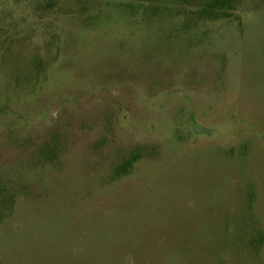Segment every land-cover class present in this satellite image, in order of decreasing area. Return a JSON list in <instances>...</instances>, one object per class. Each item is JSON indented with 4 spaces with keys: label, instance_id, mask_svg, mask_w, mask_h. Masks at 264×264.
I'll list each match as a JSON object with an SVG mask.
<instances>
[{
    "label": "rangeland",
    "instance_id": "1",
    "mask_svg": "<svg viewBox=\"0 0 264 264\" xmlns=\"http://www.w3.org/2000/svg\"><path fill=\"white\" fill-rule=\"evenodd\" d=\"M213 3L0 0V264H264V0Z\"/></svg>",
    "mask_w": 264,
    "mask_h": 264
},
{
    "label": "trees",
    "instance_id": "2",
    "mask_svg": "<svg viewBox=\"0 0 264 264\" xmlns=\"http://www.w3.org/2000/svg\"><path fill=\"white\" fill-rule=\"evenodd\" d=\"M230 0H214V3L211 5L212 6V9L215 7V8H218L219 10H221V15L223 17H228L230 16Z\"/></svg>",
    "mask_w": 264,
    "mask_h": 264
},
{
    "label": "flooded vegetation",
    "instance_id": "3",
    "mask_svg": "<svg viewBox=\"0 0 264 264\" xmlns=\"http://www.w3.org/2000/svg\"><path fill=\"white\" fill-rule=\"evenodd\" d=\"M200 127H198V129H199ZM202 130V129H201Z\"/></svg>",
    "mask_w": 264,
    "mask_h": 264
}]
</instances>
